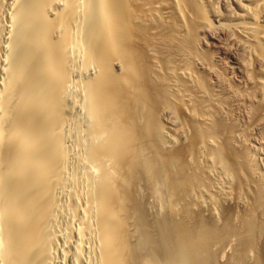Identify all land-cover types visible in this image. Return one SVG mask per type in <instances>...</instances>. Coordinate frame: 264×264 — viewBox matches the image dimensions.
I'll return each mask as SVG.
<instances>
[{
    "label": "bare ground",
    "instance_id": "obj_1",
    "mask_svg": "<svg viewBox=\"0 0 264 264\" xmlns=\"http://www.w3.org/2000/svg\"><path fill=\"white\" fill-rule=\"evenodd\" d=\"M230 1L0 0V264H264L226 117L264 129V0ZM221 37L249 98L203 54Z\"/></svg>",
    "mask_w": 264,
    "mask_h": 264
},
{
    "label": "rangeland",
    "instance_id": "obj_2",
    "mask_svg": "<svg viewBox=\"0 0 264 264\" xmlns=\"http://www.w3.org/2000/svg\"><path fill=\"white\" fill-rule=\"evenodd\" d=\"M224 1V0H223ZM222 0H221V2L219 3V4H217L219 7L218 8H220V6H221V8L220 9H218L219 11H220V13H223V11H225V7L224 6H228L227 8H230L231 6L233 7L234 5L231 3V1H230V3L226 0V2L224 1L223 2ZM224 4H223V3ZM228 2V4H226ZM222 4V5H221ZM231 5V6H230ZM231 7V9H235L236 11H237V9L236 8H232ZM223 11H222V10ZM234 10V11H235ZM262 24V23H261ZM225 41H227L228 42V40L226 39L225 40V38H223L222 39V37L220 38V40L218 41V43H217V45H215V46H209L208 48L207 47H203L204 48V52H203V54L205 55V57H207V59L209 58V60L210 59H216V61L218 62V70L220 69V71H222L221 73L223 74V73H225V71H226V75H223L222 77H223V79H226L227 77H228V79L229 80H231V82L228 80V79H226V81L225 80H223V83H224V86H226V88H228L227 86H230V84H231V88L230 89H232V88H234V90H235V88H237V90H239V92H240V96H244V97H246L247 96V98H249V96L251 95V93L253 92L251 89H252V87H251V85H248L249 87L247 88L246 87V85H247V82H246V80H244L245 78L243 77V76H241L238 72H236L235 70V72L233 73L232 71H233V67H232V65L230 64V62H229V57H228V55H227V53H225V52H228V54H233V55H235V57L237 58L238 57V52L239 51H235L234 49H232V47L233 48H235L234 46H232L231 47V43L230 42H225ZM220 46V47H219ZM226 47V48H225ZM206 50V51H205ZM217 52V53H216ZM226 55H225V54ZM215 55V56H214ZM223 55V56H222ZM225 55V56H224ZM241 55V56H240ZM220 56V57H219ZM226 56H227V59H225L226 58ZM239 56L241 57V60H243V56H242V54L239 52ZM240 57H238L237 59L238 60H240ZM223 59V60H222ZM212 61V60H211ZM226 62H228V63H226ZM227 68H230V70L229 69H227ZM232 70V71H231ZM233 73V74H232ZM237 73V74H236ZM240 76H239V75ZM225 76H226V78H225ZM228 82H230L229 83V85H228ZM235 87H234V86ZM223 86V89L222 88H220V90H219V88L218 87H214L215 89L216 88H218V90L217 91H221V94L222 93H225L226 91L224 90L225 89V87ZM233 86V87H232ZM228 88V89H229ZM240 88V89H239ZM243 89H245V92H244V90ZM237 90H235V91H237ZM241 90V91H240ZM247 90V91H246ZM223 91V92H222ZM225 91V92H224ZM242 94V95H241ZM247 94V95H246ZM223 95V94H222ZM249 95V96H248ZM229 97V96H228ZM237 97H239V96H236L235 95V98H237ZM233 98V97H232ZM231 98V99H232ZM230 99V100H231ZM234 99V98H233ZM235 101H233V100H231V102L233 103V107H231L233 110L235 109L234 108V106L236 105V104H234L235 102L237 103V99H234ZM247 102V101H246ZM245 102V103H246ZM231 103V104H232ZM238 103H240V104H237L236 105V109H235V111H232V110H230L229 109V111L231 112H233V114H232V112H231V115H230V113H229V115L228 116H226V117H229L230 119H232L233 120V122L235 123V125H236V127H237V131L239 132L238 134L240 135V134H242V135H240V139H239V143H243L244 145H246L247 146V149H248V151L249 152H251V153H249L250 154V156L254 153V155H252L253 157H254V160H255V158L257 159L256 160V162H258V164H257V166H259L258 168H259V171H261L260 173L261 174H263L262 176L264 177V129H262L263 127H261V125H259L260 127H258L257 125L258 124H256L255 125V123H257V122H255L256 121V119H253V116H254V114L252 115L251 113H253V112H251L252 110H254V108H252V104L251 103H249L248 102V106H247V103L245 104L246 106H244L243 105V103L242 102H240V100L238 101ZM249 104H251V105H249ZM241 107H239V106ZM243 105V106H242ZM238 107L240 108L238 111H237V109H238ZM243 107H245V109L243 108ZM251 108V109H250ZM249 109V110H248ZM243 111V113H242V111ZM248 111V112H247ZM249 111H250V113H249ZM248 113V115L246 116V114L245 113ZM252 115V116H251ZM248 116H250V117H248ZM252 117V118H251ZM239 119V120H238ZM243 119V120H242ZM246 119V120H245ZM254 120V124H252L253 123V120ZM248 121V122H247ZM264 123V122H263ZM252 124V125H251ZM248 125V126H247ZM250 125H251V127H250ZM239 126V127H238ZM248 127V128H247ZM253 127V128H252ZM258 127V128H257ZM251 128V129H250ZM246 129V130H245ZM244 133H245V135H244ZM252 134V135H251ZM250 137H249V136ZM262 138V139H261ZM244 139V140H243ZM253 139V140H252ZM242 140V141H241ZM244 141V142H243ZM248 146H252L251 148L250 147H248ZM257 148V149H256ZM261 152V153H260ZM262 158V159H261ZM262 161H263V164H262ZM262 167V168H261ZM261 169V170H260Z\"/></svg>",
    "mask_w": 264,
    "mask_h": 264
}]
</instances>
